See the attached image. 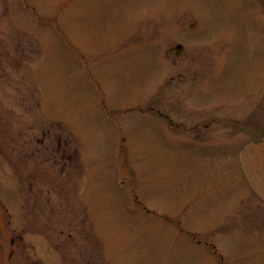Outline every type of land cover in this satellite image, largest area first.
<instances>
[{
    "label": "rangeland",
    "instance_id": "1",
    "mask_svg": "<svg viewBox=\"0 0 264 264\" xmlns=\"http://www.w3.org/2000/svg\"><path fill=\"white\" fill-rule=\"evenodd\" d=\"M26 2L11 26L41 57L0 75V264H264V107L251 137L220 122L196 140L169 121L217 100L224 121L250 109L239 89L264 87V0ZM155 31L219 72L217 95L177 77ZM51 124L76 149L72 177L36 149Z\"/></svg>",
    "mask_w": 264,
    "mask_h": 264
},
{
    "label": "flooded vegetation",
    "instance_id": "2",
    "mask_svg": "<svg viewBox=\"0 0 264 264\" xmlns=\"http://www.w3.org/2000/svg\"><path fill=\"white\" fill-rule=\"evenodd\" d=\"M20 7L13 6L12 0H0V75H5L6 77L11 76L12 78L22 77V74L19 75L26 68V64L28 63V57L30 54L33 56V60L35 58H40L41 55L38 51L34 53L33 45L28 44L27 38L29 37L34 38L35 34H30L27 30L24 29L18 30L16 27L11 26V18L12 17H19L20 12L27 13L28 12V4L26 0H19ZM26 16V15H25ZM32 16L37 20V24L39 23V17L35 12L32 11ZM28 17V15H27ZM185 29V28H184ZM157 37L161 39L158 41L160 50L163 49V55H161V59L163 60H171L172 63L177 64L178 62H182V69L181 72L177 74V77L184 82L185 85L192 86L199 85L201 83H208L209 85L213 84V93L210 94L209 90L205 88V86H200L195 88L193 92L195 95L201 97V100H206L213 95H217L218 91L220 90L222 84H218L221 81L219 72L215 71L209 75L210 73H203L201 71H206L205 67L207 65V61L203 57H196L194 55L186 54V50L183 44L175 43L172 47H166L167 42H170L169 39L164 38L161 32L156 34V31L153 33V38H150L151 41L157 40ZM4 39V40H3ZM30 41V40H29ZM30 43V42H29ZM36 54V55H35ZM200 59H203L200 61ZM194 68H199L200 71H195ZM5 72V73H3ZM202 74V77L199 78V75ZM209 77H206L208 76ZM2 79V77H1ZM199 79V80H198ZM210 81V82H209ZM262 83V82H261ZM242 84V83H241ZM216 85V86H215ZM259 85V84H256ZM186 86V87H188ZM187 88L190 92L193 88ZM210 87V86H209ZM7 90V89H3ZM9 90V89H8ZM12 91V89H11ZM240 94L239 100H242L243 103L241 106H250V109L244 107L239 114H237L240 118L236 119L237 117H233L235 114L230 112V116H226L225 121L221 118L222 110L219 109L220 104L217 100V103L213 105V114H209L204 109H199L196 112L198 115V119L194 116L185 118L184 121L176 123L173 120H169L171 125H181L185 128H189L191 130L197 131V134L192 136V138L196 140H204L206 137L201 136L200 131L214 128L217 130L221 124L222 128L230 129L232 132L233 129H237V131H241L248 137H251V133L249 132V123L252 121L251 116L254 111H257L255 106L259 105L261 108L264 107V87L262 86L260 89L258 88H249V89H239ZM218 99V98H216ZM26 105V103H25ZM232 106V105H231ZM202 108H205L202 107ZM254 108V109H253ZM32 109V108H31ZM154 110V109H151ZM263 111V109H262ZM224 112V111H223ZM161 117H166V114H162L160 111L158 112ZM169 119V118H168ZM192 120L194 122H192ZM222 120V121H221ZM221 124L219 125V123ZM189 125V127H187ZM51 128L45 130L42 129L41 134L43 137H36L35 142H37V151L43 152L44 156L48 157V160L55 159V161L59 164L61 172L68 171V176H74V163H75V155L76 149L72 140L63 139L61 133H59V128L52 124L50 125ZM53 128V129H52ZM199 133V134H198ZM204 138V139H203ZM124 140V137L122 136ZM37 153V152H36ZM50 192V191H48ZM252 192V190H251ZM257 197H260V193L256 194ZM247 201V200H245ZM73 234H69V238H72ZM21 238V237H20ZM15 241L12 240V245ZM14 251H12V254ZM88 258L85 259L87 264H90L92 260L91 254H87Z\"/></svg>",
    "mask_w": 264,
    "mask_h": 264
}]
</instances>
